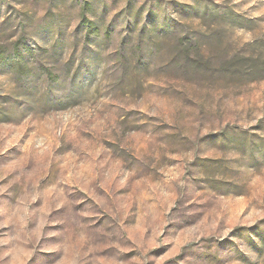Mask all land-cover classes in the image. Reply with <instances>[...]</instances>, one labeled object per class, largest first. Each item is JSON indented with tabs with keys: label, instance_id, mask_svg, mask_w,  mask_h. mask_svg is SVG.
I'll list each match as a JSON object with an SVG mask.
<instances>
[{
	"label": "rangeland",
	"instance_id": "374dc122",
	"mask_svg": "<svg viewBox=\"0 0 264 264\" xmlns=\"http://www.w3.org/2000/svg\"><path fill=\"white\" fill-rule=\"evenodd\" d=\"M85 2L0 0V264H264V77L217 66L264 60V0L175 11L204 54L178 70L88 39Z\"/></svg>",
	"mask_w": 264,
	"mask_h": 264
},
{
	"label": "trees",
	"instance_id": "16d2710c",
	"mask_svg": "<svg viewBox=\"0 0 264 264\" xmlns=\"http://www.w3.org/2000/svg\"><path fill=\"white\" fill-rule=\"evenodd\" d=\"M136 2V0H127V5L118 10L109 22L108 19L113 11L109 10L107 3H104V7L102 8L103 17H101L103 19L99 22L97 15H100V13L94 9V0H86L80 12L79 26L87 31L88 39H90L91 34L92 36L94 35L93 37H100L104 27L106 28L104 30L106 35L111 34V27L114 24L117 27H121L122 30H129L134 42L137 40L140 48L144 50L146 59H150L155 53V49L151 45H148L147 41L173 42V46L169 50L170 58L169 60L167 59V65L176 70L189 67L199 69V64H197L199 63L198 58L204 59V54L198 47L194 51L191 46L196 43V32L198 30L187 25V22H182L181 16H174V12L176 11L180 13L179 15H182L185 10L188 12L191 10L194 15L189 19L192 21L197 17L205 18L209 15L211 9L206 4L209 0H200L194 2L193 5L179 4L174 1L162 2L161 5L159 4L161 6L160 10L164 15L162 24L158 23L157 17L155 18L159 12H156L154 6H150L149 0L140 3L139 6H137L138 3L136 4ZM239 16L240 14L236 13L234 17L238 18ZM234 17L232 16L233 19ZM149 19L151 22L148 21ZM149 22L150 25L148 24ZM10 57L11 54L7 53L6 49L0 46V63L7 61ZM242 58L244 61L238 58L224 59V61L221 59L217 64L218 69L236 70L241 66L246 68L243 71L249 77H254L255 79L264 77V60H258L251 56H244Z\"/></svg>",
	"mask_w": 264,
	"mask_h": 264
}]
</instances>
